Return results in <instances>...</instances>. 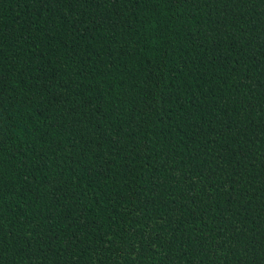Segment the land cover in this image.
<instances>
[{"label":"trees","instance_id":"1","mask_svg":"<svg viewBox=\"0 0 264 264\" xmlns=\"http://www.w3.org/2000/svg\"><path fill=\"white\" fill-rule=\"evenodd\" d=\"M0 264H264V0H0Z\"/></svg>","mask_w":264,"mask_h":264}]
</instances>
